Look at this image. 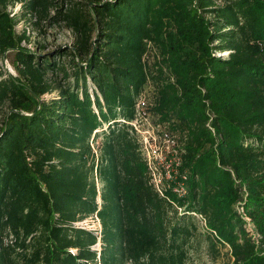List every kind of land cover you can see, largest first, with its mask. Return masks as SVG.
Instances as JSON below:
<instances>
[{
  "label": "trees",
  "instance_id": "1",
  "mask_svg": "<svg viewBox=\"0 0 264 264\" xmlns=\"http://www.w3.org/2000/svg\"><path fill=\"white\" fill-rule=\"evenodd\" d=\"M13 1L0 0L17 74L0 67V264H185L200 242L264 264V0H70L50 16L70 45L44 54L19 46ZM147 85L179 158L160 192L129 124ZM93 215L98 228L75 224Z\"/></svg>",
  "mask_w": 264,
  "mask_h": 264
},
{
  "label": "rangeland",
  "instance_id": "2",
  "mask_svg": "<svg viewBox=\"0 0 264 264\" xmlns=\"http://www.w3.org/2000/svg\"><path fill=\"white\" fill-rule=\"evenodd\" d=\"M52 4L46 6L45 9L32 10L27 5V0H17L9 2L4 7V12L10 18L12 22V31L17 36H21L23 40L19 43V46L25 47L33 52L44 54L48 52H53L58 47L69 46L72 40V33L69 28H67L63 23H53L50 20V16L54 12V7L59 4L68 5L70 0H53ZM164 25L162 28H164ZM165 30L174 32L172 27H165ZM165 33V32H164ZM215 55H226V51H215ZM144 60L146 64L151 68L155 66L162 67V72L164 75L168 73L167 69L161 64V54L159 45L153 40H146V51L144 54ZM16 61L14 60V51L7 50L3 56L0 58V67L5 72L12 76H17L15 70ZM153 66V67H152ZM172 79V78H171ZM88 89L93 88L91 82L86 80ZM152 87L150 85L145 86L144 94L142 95L144 105L141 106V103H138V107L144 111V116L142 118L143 124H141V136H143V141L147 142L146 146L149 153L150 163L155 165L157 171L160 173L159 178L163 176L164 180H170L171 176L178 178V169L179 164L178 155L175 150V144L172 141V137L167 133L168 139L161 137L158 139L157 132L158 127L155 126L154 119L151 113L147 112L146 108L152 106V101L149 99L150 103H147V96L151 93ZM54 92L49 94H44L42 97L48 98L49 96L54 95ZM145 107V109H144ZM7 106H0V126L2 124V118L6 113ZM164 131V130H162ZM153 133V134H152ZM155 136L153 140H149L148 136ZM147 138V139H146ZM163 171L166 176L163 175ZM155 178L158 177L155 175ZM181 180V179H180ZM180 180L176 183L182 185ZM185 188V184L183 183ZM183 196V195H181ZM98 200V199H97ZM96 227V222L94 220L86 219L84 226ZM197 248L190 251L188 254V259L185 264H225L229 261V254L226 248H220L218 255L215 258L210 256L203 243L195 244ZM99 243H94L90 248L97 250ZM228 254V255H226Z\"/></svg>",
  "mask_w": 264,
  "mask_h": 264
},
{
  "label": "built area",
  "instance_id": "3",
  "mask_svg": "<svg viewBox=\"0 0 264 264\" xmlns=\"http://www.w3.org/2000/svg\"><path fill=\"white\" fill-rule=\"evenodd\" d=\"M138 103H141V106L144 105L142 97L138 98V100L136 101V104H135L136 115H135L134 119L129 121V124L138 133L139 142H140V148H141V151H142L143 156L145 158V162H146L147 168H148V170L150 172V182L160 192L159 188H160V185L162 184L163 176H161V180H160V178H159L160 173L157 171V169H156L157 167L150 163L149 153H148V149H147V146H146L147 142L143 141V136H141V130L142 129H140L141 126H142L141 124H143L142 118L144 116V111L141 110V112H140V108L138 107ZM157 136H158V139H160L161 137H163V138L165 137L166 139H168V135H167V133L165 131H161V133L157 134ZM148 137H149L148 139L151 141V140L154 139L155 136L153 135V136H148ZM178 160H179V158H178ZM155 175L158 177V179L155 178ZM163 175L166 176L164 171H163ZM185 177L186 176L184 175V173H182L180 175V179H181L180 182L182 183V185L179 186V184L178 185L176 184L173 187V191L177 194V196H181V195H184L186 193V187L185 188L183 187V183H184L183 180H185ZM85 220L86 219H82L80 221H77L75 224L79 225V226H82V227H85L84 226ZM89 220H94L96 222V227L97 228L99 227L98 219H97V217L95 215H93L92 218H90ZM88 227H91L92 229L96 228L95 226H93V224H91V226H88Z\"/></svg>",
  "mask_w": 264,
  "mask_h": 264
}]
</instances>
